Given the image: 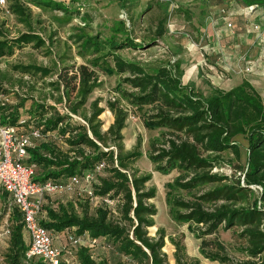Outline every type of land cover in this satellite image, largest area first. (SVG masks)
Returning <instances> with one entry per match:
<instances>
[{
  "label": "trees",
  "instance_id": "trees-1",
  "mask_svg": "<svg viewBox=\"0 0 264 264\" xmlns=\"http://www.w3.org/2000/svg\"><path fill=\"white\" fill-rule=\"evenodd\" d=\"M117 1L123 9L130 0ZM6 3L12 14L29 28L33 12L28 4L60 9L65 22H71L74 14L80 15L79 9H68L52 0H6ZM255 4L264 7V0H235L238 7ZM81 22V33L74 39L79 43V55L86 61L63 66L50 84L60 93L58 103L64 102L68 113L52 112L42 102L31 105L28 115L24 116L20 112L24 105L15 109L0 105L1 125L15 126L26 132L37 128L41 133L40 138L33 139L26 159L27 163L36 165V181L64 184L77 176L80 187L85 188V177L90 173L93 193L102 200L95 215L90 216L87 208L80 215L62 204H53L48 199L50 195H46L39 215L40 224L54 237L75 233L87 240L97 239L108 249L117 246L132 264H168L164 230H158V238L149 235L157 215V208L148 203L156 196L155 188H147L152 176L140 175L138 169L134 170L142 155V140L138 139L133 151H126L124 144L123 130L129 113L135 117L138 110H142L146 127L160 130L159 136L150 141L147 157L158 172L169 174L178 170L180 174L174 179L173 187L190 196V199L172 197L169 200L173 218L192 225V233L203 239L205 245L208 242L204 238L215 235L220 229L228 231L239 227L238 236L246 242L244 252L248 259L235 262L218 241L215 242L217 252L202 253L220 264H264V101L261 95L244 80L230 90L213 88L205 97L194 85H186L182 72L170 65L149 72L139 63L120 56L122 50L141 47L124 20L114 21L106 29L108 33L95 34L87 31L91 29L92 20L82 16ZM165 33V22L161 21L157 36L162 38ZM0 37V57L12 55L16 46L29 43L35 48L46 46L45 40L31 30L7 39L0 27ZM61 59L64 61L66 56ZM22 70L44 76L52 73L47 67L24 66ZM99 70L120 77V96L107 102L114 121L106 131L99 120L106 111L99 106L102 100L96 99L88 110L86 108L91 94L102 85ZM123 100L130 109L121 105ZM71 114L80 116L84 122L75 120ZM22 118L26 119V124H20ZM63 139L71 147L68 152L58 145ZM100 164L105 167L98 171ZM227 166L231 174L214 171ZM104 172L107 175L101 174ZM257 186L262 190L254 188ZM104 199L113 201L114 205L109 207ZM5 207L11 214L8 264H46L39 256H27L29 244L21 212L8 203ZM113 213L119 214L118 220L113 219ZM172 243L176 248V263L186 264L183 242L172 239ZM90 247L93 246H68L75 264H108L105 259H96Z\"/></svg>",
  "mask_w": 264,
  "mask_h": 264
},
{
  "label": "rangeland",
  "instance_id": "rangeland-1",
  "mask_svg": "<svg viewBox=\"0 0 264 264\" xmlns=\"http://www.w3.org/2000/svg\"><path fill=\"white\" fill-rule=\"evenodd\" d=\"M52 1L58 2L68 9H79L80 15L74 14L71 22H65L64 12L60 9H43L28 4L33 12L31 28H29L12 14L8 9V3L0 4V27L4 31L5 38H16L31 30L46 42V46L42 48H35L33 43L25 44L22 47L16 46L12 55L0 57V90H3L0 93V105L4 104L7 109H15L24 105L25 107L21 108L20 112L26 116L31 105L34 107V103L42 104L43 102L51 108L52 112L68 113L65 103H58L60 93L55 92L50 84L57 78V72L63 66L79 65L86 61L79 55V43L74 39L83 28L82 16L92 20L91 29H87L91 34L98 31L108 33L106 29L114 21L124 20L132 32V37L141 47L122 50L119 52L120 56L139 63L149 72L158 67L170 65L182 72L186 85H194L205 97L212 93L213 88L228 90L239 83L236 74L232 71H225L223 66L229 62L228 59L235 61V57L241 53L234 50L232 44L239 42V39H235V37L242 33L241 28L244 23L250 24V20L234 18L232 22L236 31L235 36L231 37L226 35V32H222V38L218 41L214 32L219 33L218 28H222L223 21L212 23L210 18L212 12H209L207 4L204 3L206 0H130L127 7L123 9L117 0ZM161 21L165 22L166 33L162 38H159L157 27ZM206 46L208 47L206 48ZM62 56H66L64 61L61 59ZM211 60L212 63H210ZM111 64L114 65L113 62ZM207 65L214 66L213 70L209 69ZM24 66L47 67L52 70V73L47 76L34 71L25 73L22 70ZM99 77L102 85L91 94L86 108L89 109L92 101L102 100L99 106L105 108L106 111L99 117V120L103 122L102 129L106 131L114 121V115L108 110L107 102L114 101L120 96L118 91L120 77L102 70H99ZM121 105L130 109L124 100L121 101ZM143 113L144 111L138 110L135 117L134 114L129 113L126 127L123 130L124 144L126 151H133L138 139L142 140L140 149L142 155L136 161L134 170L138 169L140 175L149 174L152 176L147 188H155L156 196L148 203L157 208V215L154 217L155 226L149 228V235L158 238V230H164L166 234L164 252L168 256V264H177L176 248L172 239L183 242L185 246L183 261L186 264H204V262L205 264H220L211 259L205 261L206 256L202 253L203 251L217 252L215 244L217 241L223 244L225 254L235 262L248 259L244 252L246 242L238 236L241 231L239 227L228 231L220 229L215 235L204 238L205 242H208L205 245L203 239L197 238L196 233H192L194 228L192 225L180 223L173 218L169 200L172 197L190 199V196L186 191L173 187L174 179L180 174L178 170L169 174L158 172L147 157L150 141L159 136L160 130L146 127ZM77 118L74 119L82 120L80 116ZM67 138L68 135H66ZM241 140L245 143L244 139ZM58 145L67 152L71 148L65 139L59 141ZM214 171L231 174L232 170L227 166ZM101 174L104 176L107 175V172ZM48 199L52 200L53 204H62L70 211L80 215L87 208L89 215L94 216L96 208L102 205L101 199L91 201L90 205H87L89 198L80 190L73 193L50 195ZM8 202L9 196H5L4 190L0 186V264H8L6 255L9 250L10 231L9 234L6 231L11 228V214L6 211L5 207ZM118 215L113 213V219L118 220ZM184 240H186V244ZM29 241L27 235L28 244ZM90 248H92L96 259H105L108 264H132L128 257L120 253L117 246L115 249H108L105 243H98ZM187 248L190 253L187 252ZM72 263L75 264V260H72Z\"/></svg>",
  "mask_w": 264,
  "mask_h": 264
},
{
  "label": "built area",
  "instance_id": "built-area-1",
  "mask_svg": "<svg viewBox=\"0 0 264 264\" xmlns=\"http://www.w3.org/2000/svg\"><path fill=\"white\" fill-rule=\"evenodd\" d=\"M232 7L235 5V0H226ZM0 4H6V0H0ZM260 5H250L243 8V14L251 16V14L260 10ZM216 13L210 16L212 23L215 15H219L225 20L227 35L234 37L236 31L232 20L230 8L228 6L215 9ZM250 29L257 31L260 40H264V30L260 23H251L247 25ZM225 35V34H224ZM216 40L220 41L222 38V32L215 33ZM225 71L234 73H250L253 71V62L249 60L246 53L239 56L235 64L230 65L228 62L225 64ZM77 118V116L72 115ZM84 122L83 120H81ZM26 119L22 118L20 124H26ZM41 133L36 129H32L30 132L21 131L15 126H6L0 124V186L9 196L8 205L10 207L15 206L21 212L24 232L29 236V251L27 256L29 258L34 256L41 257L46 264H62L63 251H66L67 246L62 248L55 243L54 235L42 226L39 222V215L41 213L42 203L46 195L73 193L76 190H80L85 193L91 201L99 200L95 197L93 189L91 187V181L93 180L92 174H86L85 180L87 186L85 188L80 187V180L77 176L72 177L66 183H55L47 181L44 183L38 182L34 179L36 165L33 163H27L28 148L32 146L33 139L40 138ZM105 167V164H100L97 170H101ZM242 179L244 175L240 173ZM255 189L262 190L261 187H254ZM104 202L109 207L114 205L113 201L104 199ZM113 212H115L113 210ZM9 234V229L6 231ZM65 238L68 245L79 246L89 245L95 246L98 244V240H87L83 236H77L75 233H67ZM71 252V251H70Z\"/></svg>",
  "mask_w": 264,
  "mask_h": 264
},
{
  "label": "crops",
  "instance_id": "crops-1",
  "mask_svg": "<svg viewBox=\"0 0 264 264\" xmlns=\"http://www.w3.org/2000/svg\"><path fill=\"white\" fill-rule=\"evenodd\" d=\"M204 3L207 4V7L209 8V12L213 11V13H216L214 8L218 9L220 7L228 6L232 10L231 16L229 17L231 20H233L234 18L237 17L238 19H242V20H243V18H245L246 21L250 20L249 23L254 22V23H260L261 25L264 24V10H262V9H264V7H262L260 10L256 11L255 13L251 14V16L245 17V15L243 14L244 13L243 12V6H240L241 8L238 6H235V5H234L235 7H233V6L231 7L226 0H206ZM213 20L215 22L222 20L223 26L220 29L217 27L218 32H226L227 33L225 20H223L219 15H215V18ZM262 28L264 30V25H262ZM241 30H242V33L235 37V39H239V42L234 43L232 45L234 46V50H238V52H241L239 54V56L246 53L248 55L249 60L253 62L254 67H253V71L250 73H238V74L235 73L239 79V83L232 86L230 89L241 84L244 80H248L252 84V86L257 90V92L261 95V97L264 101V59H263L264 58V40H260L259 39L260 34L257 31L250 29L246 25V23H244ZM214 33H216V31ZM248 40H249V42H248ZM247 43H252V44H247ZM207 47L208 46H206V48ZM210 52L212 53V51H210ZM208 54L210 55V53H208ZM238 57H235L236 59L233 58L235 61H230L228 59V61H229L228 63L230 65L235 64ZM257 58H260V59L258 60ZM210 63H212V60ZM217 64L219 65V63H217ZM207 67L209 69H212V70L214 68V66H212V65H207ZM225 67L226 66H223L224 69H225ZM183 82H184V80H183ZM230 89H228V90H230ZM25 237H26V241H27V234H25ZM55 238L57 239V240L55 239V243L58 246H61L62 248L63 247L65 248L67 246V248H66L67 250L63 251V258H64L63 264H71L70 261L74 260L75 258H74V256H72L73 255L72 252H70L68 250L69 245H68V242H67L65 236L62 235V236L55 237ZM60 239L62 241L61 243H60ZM184 243L186 244V240H184ZM198 248H200L199 245H198ZM186 250L188 253H190L188 248ZM204 260L209 261V259H207V258H205ZM65 261L68 263H66ZM204 264H205V262H204Z\"/></svg>",
  "mask_w": 264,
  "mask_h": 264
}]
</instances>
